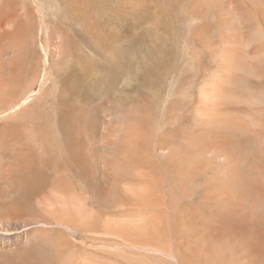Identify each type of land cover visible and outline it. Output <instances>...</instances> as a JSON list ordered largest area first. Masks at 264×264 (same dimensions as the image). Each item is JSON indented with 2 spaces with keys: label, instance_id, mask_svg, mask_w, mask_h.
<instances>
[{
  "label": "rangeland",
  "instance_id": "1",
  "mask_svg": "<svg viewBox=\"0 0 264 264\" xmlns=\"http://www.w3.org/2000/svg\"><path fill=\"white\" fill-rule=\"evenodd\" d=\"M84 9L109 54L72 25ZM11 20L0 221L28 230L0 264H264V0H0ZM73 68L94 97L73 94ZM152 213L168 243L115 230Z\"/></svg>",
  "mask_w": 264,
  "mask_h": 264
},
{
  "label": "bare ground",
  "instance_id": "2",
  "mask_svg": "<svg viewBox=\"0 0 264 264\" xmlns=\"http://www.w3.org/2000/svg\"><path fill=\"white\" fill-rule=\"evenodd\" d=\"M75 0H64V2H65V4L66 3H71V2H74ZM80 1V6L81 5H83V6H85L87 3H88V0H77V2H79ZM111 1V0H110ZM92 3V2H91ZM122 3V2H121ZM132 4V3H131ZM69 5H71V4H69ZM90 5H92V4H90ZM233 5V4H232ZM68 6V5H67ZM72 6V5H71ZM94 6V5H93ZM246 6V5H245ZM226 7H228V6H226ZM89 8V7H88ZM91 8V7H90ZM134 8V7H133ZM68 10H70L69 8H68ZM73 11V10H72ZM76 11V10H75ZM84 12H85V14H83V12H78L76 15H73L72 16V18H73V20H74V23L72 22V25H77L78 26V30H80V27H79V22H81L82 23V25H83V33H84V35L85 36H87V37H85L84 35H82V39H83V41H84V43L86 44V47L89 49V47L90 48H92V49H94V45L95 46H97V47H99L100 49H101V52L102 51H104V52H106L107 54H109L108 53V50H109V46H110V44L111 43H109V40L111 39V37H110V32H107L106 34L105 33H103L102 31H100L101 33H103V34H101L98 30H97V26L101 23L98 19H96L97 17H95L93 14L95 13H91L90 12V10H89V12L87 11V9H84L83 10ZM103 11H105V10H103L102 9V12L101 13H103ZM69 13V12H68ZM72 13V12H71ZM88 13V14H87ZM97 13V12H96ZM113 13V12H112ZM67 14V13H66ZM124 15V14H123ZM121 16V15H120ZM125 16V15H124ZM123 16V17H124ZM7 17V16H6ZM8 19H9V17H7ZM126 18V17H125ZM6 20V19H5ZM10 20V19H9ZM123 20V19H122ZM8 21V20H7ZM79 21V22H78ZM3 22H4V20H3ZM2 22V23H3ZM9 22V21H8ZM71 22V21H70ZM12 23V24H11ZM20 23V22H19ZM18 22H17V25L19 24ZM8 24V25H7ZM16 24V23H15ZM16 25V26H17ZM8 27H12L13 29H11V30H9V29H7ZM100 27V26H99ZM22 29H24V24L22 23ZM103 30V26H101L100 27V30ZM20 29H18V30H16L15 28H14V24H13V22H12V20L10 21V24L9 23H3V24H1L0 23V34L1 35H3L4 37H7V36H9V35H11V36H14V34H15V32L16 31H19ZM19 32H21V31H19ZM18 32V33H19ZM17 34V33H16ZM114 34V33H113ZM115 35V34H114ZM117 35V34H116ZM113 37V36H112ZM43 50H44V52H45V54L47 55L48 53L46 52V50H45V48L43 47ZM124 50H126V49H124ZM7 55H9L10 56V53H6ZM5 53H1L0 52V63H1V66L2 67H0V77H2V78H6V77H9L10 76V74L12 75V76H14V75H16L17 77H18V79H21L22 78V76H23V72L19 69V68H17V67H13V68H10L9 69V74H6V68H5V65H4V61H5V58H4V56L6 55ZM186 54V53H185ZM187 56V55H186ZM193 57V56H192ZM190 58V57H189ZM188 58V59H189ZM192 60V59H191ZM83 69L85 70L86 69V67H83ZM27 76L28 77H30V78H33V72L32 71H30L28 74H27ZM74 80L75 81V84L72 86V88H73V94L74 95H76V96H79V97H86L87 96V94L83 91V90H79L81 87H83V86H87V88H88V95L90 96V97H94L95 95H93L92 93H91V90H90V88L88 87V85H87V83H86V81H85V79H83V77H82V74H81V72H80V70H78V69H76V68H73L72 69V71L70 72V74H69V76L67 77V81H69V80ZM14 85V84H13ZM32 92V94H36L37 92H39V89L38 90H32L31 91ZM102 93H107L108 94V98H106V100H107V102L110 100V94H109V87L108 86H106L105 87V90L102 92ZM30 96L31 95H29V96H27L26 98H23L22 100H20L19 102H17L14 106H13V103L11 104V106L9 107V108H7V107H5V108H3L4 109V113H3V115H9V114H13L14 113V111L15 110H17V109H19L20 107H22L24 104H26L27 102H28V99L30 98ZM97 98V97H96ZM105 99V98H104ZM86 101V100H85ZM87 102V101H86ZM106 102V101H105ZM105 102H103V103H101V106H100V108H99V112L100 111H106L107 110V105H105ZM10 105V104H9ZM97 110V109H96ZM96 110H94V107L91 109L90 108V112H91V114H95L96 112ZM1 111V110H0ZM1 114V113H0ZM97 116V115H96ZM99 116V115H98ZM206 116V115H205ZM208 116V115H207ZM92 120V119H91ZM90 120V121H91ZM94 120H95V118H94ZM90 125H91V127H92V129H94L95 130V123H94V121L93 122H90L89 123ZM95 136V135H94ZM98 136V135H97ZM96 137V136H95ZM97 139V138H96ZM99 139V138H98ZM112 140V139H111ZM88 149H91V148H88ZM92 150V149H91ZM96 152V151H95ZM93 153V152H92ZM91 155H93V154H91ZM84 157V156H83ZM82 161V160H81ZM103 164V163H102ZM82 167V166H81ZM90 169V168H89ZM78 174V173H77ZM78 175H80L81 177H83V175L82 174H78ZM146 193V192H145ZM122 194H124V193H122ZM129 194V193H128ZM132 194V193H131ZM130 194V195H131ZM125 195V194H124ZM118 196H120V195H118ZM125 197H127L126 195H125ZM134 197V199H135V195L133 196ZM123 200V199H122ZM149 200H154V198H150ZM136 202V201H135ZM138 202V201H137ZM146 203V201H142V199H141V201H140V203ZM155 202V201H154ZM148 203V202H147ZM163 204V203H162ZM124 205V204H123ZM174 209V208H173ZM148 210V209H147ZM159 218V214H155V213H152V216L151 217H149L147 220H140V219H138V220H136V221H131V220H129V222L127 223V221L126 220H124V221H126L125 223H123V222H116L118 225H116L117 226V229H115L116 231H120V230H122L123 231V233H124V235H123V237H125V241H128V239H131L130 241H135V240H141L142 242H148V243H152V241L153 240H157V243H158V241H161L162 243H168V239H167V237L165 236V235H163L161 232V222L160 221H158V220H156V219H158ZM133 220V219H132ZM113 222V221H112ZM200 223V221H197L196 222V224L197 223ZM108 224V223H107ZM174 224V223H173ZM201 224L203 225V223L201 222ZM195 225V224H194ZM198 225V224H197ZM234 225V224H233ZM175 226V225H174ZM205 226V225H204ZM17 224H15L13 227H10V228H8V227H6L5 225H3L2 223H1V221H0V232H4V233H2V234H4V235H6V236H2L1 238H0V243H8L9 244V246H13V247H16L18 244H19V242H20V238H19V236H20V233L21 232H23V231H27L28 230V228H25V229H23V230H21V231H18L17 230ZM25 227V226H24ZM147 227H150V228H152V230H153V233L154 232H157V235L156 234H153V233H150V230H148L147 231ZM198 228V227H197ZM207 228V227H206ZM242 228V227H241ZM156 229V230H155ZM213 229V228H212ZM192 230V229H191ZM194 230V229H193ZM195 230H197L196 228H195ZM194 230V231H195ZM210 232V231H209ZM29 233H31V232H27V234H29ZM133 234V235H132ZM199 234V233H198ZM23 235V234H22ZM194 235L196 236V234L194 233ZM194 236V237H195ZM201 236V235H200ZM6 237H7V239H6ZM214 237V236H213ZM25 239V238H24ZM190 239V238H189ZM199 239V238H198ZM27 241V240H26ZM206 241V240H205ZM194 243H192V245H193ZM201 244V243H200ZM210 245H211V243H209ZM221 244V243H220ZM195 245V244H194ZM208 245V244H207ZM203 246V245H202ZM211 246H213V244L211 245ZM216 246V245H215ZM3 247H6V246H0V248H3ZM210 247V246H209ZM214 247V246H213ZM194 248V247H193ZM198 248V247H197ZM208 248V247H207ZM206 248V249H207ZM217 250V249H216ZM150 251H152V252H156V253H163V254H165V255H167L168 257H172L170 254H168V253H166L165 251H163V250H161V249H155V248H152V249H150ZM209 251H210V249H209ZM212 251V250H211ZM210 251V252H211ZM198 252V251H197ZM216 252V251H215ZM221 252V251H220ZM205 253V252H204ZM207 253H209L208 252V250H207ZM197 254V253H196ZM202 254V253H201ZM222 254H223V252H222ZM213 256V255H212ZM216 256V255H215ZM223 259H225L226 260V257L225 258H223ZM221 260L222 262L224 261V260ZM216 261V260H215ZM218 261V260H217ZM182 262V261H181ZM222 262H221V264H222ZM219 263V262H218ZM223 263H225V261L223 262ZM212 264V263H211ZM213 264H215V263H213Z\"/></svg>",
  "mask_w": 264,
  "mask_h": 264
}]
</instances>
